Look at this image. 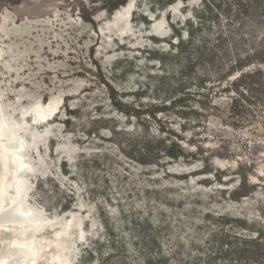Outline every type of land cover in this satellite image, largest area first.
<instances>
[{
    "label": "rangeland",
    "instance_id": "rangeland-1",
    "mask_svg": "<svg viewBox=\"0 0 264 264\" xmlns=\"http://www.w3.org/2000/svg\"><path fill=\"white\" fill-rule=\"evenodd\" d=\"M105 1L0 0V115L13 132V143L24 141L20 153L28 164L19 177L27 185L25 206L37 207L47 217L36 235L37 255L30 258L36 264H91L92 260L141 264L146 253L140 249V236L152 228L139 226L149 211L148 203H139L147 201L144 180H116L111 165L116 157L97 159L112 145L100 138L108 132L91 119L102 113L120 115L109 104L104 81L123 93L127 102L144 107L162 104L166 97L162 72H175L181 64L174 56L179 37L206 38L214 47L223 36L217 52L228 49L231 55L235 46L243 54L264 46V18L259 22L248 16L242 24L228 19L224 9L234 0H128L113 12L103 8ZM253 67L264 70V65ZM67 106L74 112L67 114ZM263 110L256 122L238 129L224 128L211 117L207 133L214 137L205 147L213 151V157H199L210 160L212 166L207 169H224L229 176L239 172V164L252 163L249 176L257 191L240 202L208 199L212 189L231 187L228 182H215L212 189L197 183L213 180L205 173L172 185L168 197L182 190L188 195V188L202 197L194 206L183 207L178 198L162 214L154 209L160 219L155 231L159 251L183 248L189 255L204 244L211 223L198 218L206 208L243 214L264 211ZM120 120L124 122L125 117ZM219 135L228 150L221 149ZM219 152L227 154L218 156ZM123 162L126 159L121 158ZM6 164L12 168L10 162ZM171 170L204 169L201 164L190 167L180 161ZM193 199L186 197L184 203ZM17 246L28 248L22 243ZM87 249L94 250L93 257L85 253ZM107 252L112 257L104 259Z\"/></svg>",
    "mask_w": 264,
    "mask_h": 264
},
{
    "label": "trees",
    "instance_id": "trees-1",
    "mask_svg": "<svg viewBox=\"0 0 264 264\" xmlns=\"http://www.w3.org/2000/svg\"><path fill=\"white\" fill-rule=\"evenodd\" d=\"M127 1L106 0L103 8L113 12ZM224 10L228 19L237 21L238 24L244 23L248 16L253 20L257 18L260 22L264 18V0H234L227 4ZM217 40L218 43L213 47L206 38L195 40L192 35L187 39L179 37L174 56L181 64L175 72H162L161 85L166 94L162 104L152 103L144 107L127 102L123 93L104 81L109 104L120 115L117 117L102 113L91 119L92 123L101 124L100 130L105 129L108 132V136L102 134L100 138L112 145L98 154L97 159L116 157L111 163L112 174L116 180H127L130 177H141L144 180L142 191L147 201L140 199L139 203H148L149 211L141 218L142 224L139 226L143 225L144 229L151 227L152 230L151 233L145 232L140 236L143 247L140 246V249L146 250L141 264H264L262 210L243 214L204 209L203 216L198 218V221L211 223L210 229L203 239L205 243L200 244L196 251L192 250L189 255L183 253V248L180 252L168 253L163 249L159 251L161 247L155 233L160 219L156 218L154 209L162 214L171 200L179 198L183 207L194 206L197 200H201L202 194L195 192L193 188H188V195L184 194L183 190L172 198L167 195L172 185L188 181L191 176L210 174L214 182L207 178L199 179L197 183L211 189L215 182H228L226 185H230V190L228 187H216L206 196L208 199L218 197L220 202H226L227 199L240 202L258 189V185L252 183L249 176L252 163L239 164V172L229 176L224 169H207L212 166L210 160L199 158L213 157V151L205 147L210 141L209 138L214 137L207 133L211 117L219 119L224 128L238 129L256 122L259 111L264 107V70L261 67H253L256 64L264 65V46L260 44L247 54L241 53V49L235 46L231 55L228 49L217 52V49H220L219 43L222 44L225 37H218ZM160 62H164L162 58ZM65 109L67 114L74 112L69 106ZM159 112L171 114L159 117ZM120 116L125 117L122 123ZM172 116L176 117L178 122H175ZM70 121L68 119L67 123ZM224 128L221 130L224 131ZM222 138L223 136L219 135L221 149L228 150V147L223 145L226 141ZM223 154L227 153L219 152L218 156ZM121 158L126 159V162L120 164ZM180 161L190 167L201 164L204 170L181 173L172 171L173 165ZM157 175L164 179L168 176L175 177L176 180L170 182L166 178L164 181L157 178ZM226 176L229 178H225ZM186 197L195 200L189 204L184 203ZM194 208L191 207L190 210H195ZM134 244L137 247V243ZM181 247L182 243L178 248ZM85 253L90 258L95 254L92 249H87ZM172 254L174 255L171 256ZM111 257V253L107 252L104 259ZM91 262L97 264L94 260Z\"/></svg>",
    "mask_w": 264,
    "mask_h": 264
},
{
    "label": "bare ground",
    "instance_id": "bare-ground-1",
    "mask_svg": "<svg viewBox=\"0 0 264 264\" xmlns=\"http://www.w3.org/2000/svg\"><path fill=\"white\" fill-rule=\"evenodd\" d=\"M0 264H36V235L45 225L47 217L34 206H25L27 185L19 177L25 170L26 159L20 153L24 141L11 140L12 130L3 125L0 115ZM12 168L8 169L6 162ZM22 169V170H21ZM19 177V178H18ZM28 245L19 249L17 245ZM37 262V261H36Z\"/></svg>",
    "mask_w": 264,
    "mask_h": 264
},
{
    "label": "water",
    "instance_id": "water-1",
    "mask_svg": "<svg viewBox=\"0 0 264 264\" xmlns=\"http://www.w3.org/2000/svg\"><path fill=\"white\" fill-rule=\"evenodd\" d=\"M22 170V169H21Z\"/></svg>",
    "mask_w": 264,
    "mask_h": 264
}]
</instances>
